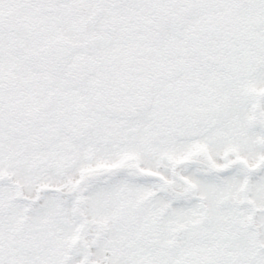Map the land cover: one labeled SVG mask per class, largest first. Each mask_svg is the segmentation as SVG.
Listing matches in <instances>:
<instances>
[{
	"label": "snow or ice",
	"instance_id": "6c2138e0",
	"mask_svg": "<svg viewBox=\"0 0 264 264\" xmlns=\"http://www.w3.org/2000/svg\"><path fill=\"white\" fill-rule=\"evenodd\" d=\"M0 264H264V0H0Z\"/></svg>",
	"mask_w": 264,
	"mask_h": 264
}]
</instances>
